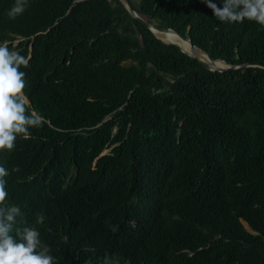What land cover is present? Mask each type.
Instances as JSON below:
<instances>
[{"label":"trees","instance_id":"16d2710c","mask_svg":"<svg viewBox=\"0 0 264 264\" xmlns=\"http://www.w3.org/2000/svg\"><path fill=\"white\" fill-rule=\"evenodd\" d=\"M76 1L31 0L10 20L0 0V44L29 59L28 107L45 118L0 156L21 169L16 227H36L55 264H264V69L208 71L119 0ZM129 1L214 59L264 65L254 22Z\"/></svg>","mask_w":264,"mask_h":264},{"label":"clouds","instance_id":"9594fccd","mask_svg":"<svg viewBox=\"0 0 264 264\" xmlns=\"http://www.w3.org/2000/svg\"><path fill=\"white\" fill-rule=\"evenodd\" d=\"M221 23L254 22L264 27V0H201ZM31 0H14L6 15L10 20L23 16ZM29 59L6 44H0V156L12 152L18 139H30L32 130L43 126L44 117L28 107L26 75L22 70ZM0 163V264H55L50 246L41 232L32 226L16 227L23 216L19 205L9 200L8 178L20 172ZM44 215L36 217L43 224ZM115 227V226H114ZM102 264H119L114 256L105 255Z\"/></svg>","mask_w":264,"mask_h":264},{"label":"water","instance_id":"95a60500","mask_svg":"<svg viewBox=\"0 0 264 264\" xmlns=\"http://www.w3.org/2000/svg\"><path fill=\"white\" fill-rule=\"evenodd\" d=\"M85 0H77L76 2H82ZM112 1V0H109ZM124 8L128 11V13L132 16V18L140 21L142 24H144L152 33L153 35L162 41L163 43L167 45H174L179 48V50L186 54L188 57L197 60L205 69L211 72H231L242 68H248V67H257L264 69V65L261 64H243V65H233L225 62L221 59H214L212 58L206 51L203 49L197 47L192 39L189 36L182 35L178 33L176 30L172 28H165L158 26L155 22H150L146 17L139 14L135 8L132 6L131 2L129 0H119ZM157 31L165 32V33H171L175 37H177V42L168 43L159 38L156 34ZM32 48V47H31ZM218 63H221L222 65L219 66Z\"/></svg>","mask_w":264,"mask_h":264},{"label":"bare ground","instance_id":"6f19581e","mask_svg":"<svg viewBox=\"0 0 264 264\" xmlns=\"http://www.w3.org/2000/svg\"><path fill=\"white\" fill-rule=\"evenodd\" d=\"M156 34H157V36L159 38H161L162 40H164L165 42H168V43H172V42H177L178 41L177 37H175L171 33H165V32L157 31ZM218 65L221 66L222 64L218 63Z\"/></svg>","mask_w":264,"mask_h":264},{"label":"rangeland","instance_id":"374dc122","mask_svg":"<svg viewBox=\"0 0 264 264\" xmlns=\"http://www.w3.org/2000/svg\"><path fill=\"white\" fill-rule=\"evenodd\" d=\"M133 1H134V2H137L138 0H133ZM16 43H18V41H17ZM109 151H111V148L107 149V150L104 152V154H105V153H108Z\"/></svg>","mask_w":264,"mask_h":264}]
</instances>
